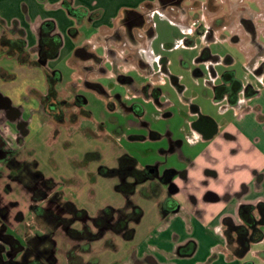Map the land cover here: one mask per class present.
I'll return each instance as SVG.
<instances>
[{
	"label": "crops",
	"instance_id": "crops-1",
	"mask_svg": "<svg viewBox=\"0 0 264 264\" xmlns=\"http://www.w3.org/2000/svg\"><path fill=\"white\" fill-rule=\"evenodd\" d=\"M175 11L179 13L177 16L174 14ZM133 14H140L145 19L147 23L144 27L148 23L152 24V34L150 37L147 36L148 39L142 46H136L124 33L127 29L133 30V26L135 27L129 21V15ZM156 15H159V22L156 20ZM188 17L189 14H183L179 9L169 5L166 8L161 7L159 0H0V96L7 100L16 119L26 122L23 126L25 137L30 131L32 116L37 114L41 130L48 123L47 114L43 111L42 97L48 90V74L56 75V81H60L61 73L47 63L59 56L73 54V63L77 60L83 61L85 63L83 69L86 68L88 73L90 71L88 68L93 67L92 71L96 72L108 59L112 64L119 62L122 64L121 67L125 64L131 65L144 75L143 81L134 82L137 86L148 78L152 86L159 87L161 90L160 86L166 85L167 79L165 74H159V77H156L157 67H163L166 72L168 68L166 57L156 50V39L164 29L172 27L171 32L177 29L181 34L178 40L183 38L186 40L185 43L191 44L189 36L195 33L191 23L187 21ZM48 21L53 22V33L59 35L61 44L57 55L42 64L38 57V41L41 24ZM79 27H85L87 38L83 45H79L77 41L80 35ZM132 32L136 39L145 42L144 36L142 37L138 30ZM119 35L122 37L120 44H118ZM19 39L24 40L22 47L29 54L28 62H22L17 51L13 54L6 51L5 40ZM211 40L214 41L215 38ZM99 46L103 49V52L101 51L103 55L92 51L94 47ZM107 48L114 50L112 57L107 54ZM81 49L90 52L91 55L82 56L79 53ZM93 56L103 58V61L96 62ZM246 58L248 62L252 57L246 54ZM258 64L259 62H256L248 70L257 76L259 86L240 81L243 88L249 86V91H254L252 96L245 97L241 91L237 101L234 100L231 104L226 98L215 101L220 106L221 116L218 118L201 113L199 106L192 102L193 98L183 99L179 110L181 122L177 126L171 124V119L176 115L174 104L166 98L162 90L160 100L169 102L164 108L150 99L144 100L141 94H130L129 86L123 83L126 85V95L125 106L118 105L121 116H129L130 113L126 107L133 102L144 109L143 114L139 116L140 120H148V108H151L150 113L155 117L169 120L165 133L161 135L159 131L151 128L150 122L146 120L149 123L148 130H152L157 135L151 137L147 131L146 135L141 136H146L145 139L166 137L168 144L166 147H160L159 152L165 156L174 154L180 165L173 162L160 169L183 171L184 175L173 178L170 184H173L174 189L171 191H168V185L158 186L157 181L154 180L136 185L134 193L129 196L116 189V182L115 191L121 193L125 202L123 205L112 206L114 211L110 223L113 224L116 220L127 217L126 229L116 233L111 228H106L98 238L84 239L82 244L87 247L82 253L84 262L81 264H116L118 262L137 264L136 259L146 254L157 264L238 263V256L232 254L227 247L225 230L228 223L235 225L242 223L243 220L239 215L240 206L250 205L251 209H254L258 204H264V72H254ZM76 69L79 70V67L76 66ZM149 70H152L154 75L149 74ZM37 74L44 79L42 88L35 82L37 76H40ZM167 75L171 83L173 79V85L177 88L181 86L178 77L170 73ZM221 75L222 73L213 75L214 81L209 83L212 93L213 85L220 83ZM132 79L135 81L134 78ZM88 81L92 82L85 78L82 83L85 85ZM16 90L23 95H16ZM34 94L36 98L32 97ZM27 100L37 101L38 105L33 112H29V108L25 106ZM191 105L198 108V114L190 109ZM186 106L187 109H185ZM201 116L212 127L208 134H205L197 124ZM6 119L12 123L16 121L9 117ZM10 128L13 133L20 129L14 124ZM123 136H128L126 131L120 135L115 134V140L119 141L123 139ZM136 138H138L136 135H132L130 140H136ZM120 151V154L125 152L123 149ZM167 161V159L162 160V165ZM96 180L95 176L90 182L95 183ZM142 190H145L147 194L151 192L154 197L142 195ZM62 194L64 198L75 201L63 192ZM138 197L153 200L156 212L154 220L147 223L143 237L135 242L134 225L140 222L139 217L143 213L141 211V215L133 219L134 209L139 204ZM107 206L109 205L100 207L94 215H89L83 208L87 212L85 226L92 232L97 231L92 220ZM23 218L25 219V216ZM133 221H135L134 225H132ZM76 223L80 225L73 226ZM82 224L77 221L71 226L80 228ZM129 231L131 236L125 237L124 232ZM122 239L130 240L126 249H122L125 245ZM96 240H101L104 249L110 251V257L104 263L101 260L91 263L92 256L87 259L84 257L92 250L91 243ZM69 241L67 244L71 243ZM263 250L264 236L261 242L252 245L244 259H250L248 255L252 252L255 259L261 262L256 252ZM66 260L65 257L67 264Z\"/></svg>",
	"mask_w": 264,
	"mask_h": 264
},
{
	"label": "rangeland",
	"instance_id": "rangeland-1",
	"mask_svg": "<svg viewBox=\"0 0 264 264\" xmlns=\"http://www.w3.org/2000/svg\"><path fill=\"white\" fill-rule=\"evenodd\" d=\"M182 5L186 9L185 14H189L187 21L191 23L195 33L191 37L189 36L192 41L191 44L185 43L186 40L183 38L178 40L177 38L181 37V34L177 29L175 32H171L172 27L164 29L155 42L156 50L167 59L168 73L178 77L179 84L183 87V91L179 92L177 87L171 83L168 75L165 76L167 84L160 86L166 98L174 104L176 115L171 119L173 126H177L181 122L179 110L183 104V99L193 98L192 102L199 106L201 113L220 117V106L218 102L214 101L212 90L209 87V83L214 81L212 80L213 75L230 70L235 73V77L240 81L251 83L252 86H259L257 76L250 73L248 68H252L256 62L264 59V0H183ZM174 14L177 16L179 13ZM242 17L248 18L250 25L241 22ZM158 19L159 15H156V20L158 21ZM156 20L153 19L154 22ZM79 32L77 41L79 45H83L87 38L85 27H79ZM234 37L236 38L234 39ZM214 38V41L211 40ZM206 48L208 54L205 57L211 56L213 59L202 58ZM92 51L103 55L101 53L103 49L100 46L94 47ZM246 54L252 57L248 62ZM72 55L59 56L49 60L47 65L53 66L61 73V80L56 81L55 89L58 98L63 100L66 106L71 107L64 109V114L68 116L71 112L75 113L78 120L76 123H71L67 119L62 124L46 123L41 130L37 114L32 116V122L29 125L30 131L25 138L23 157L28 161H35L38 169L46 177L59 182L62 192L74 199L78 207L85 208L89 215H94L100 207L105 205L118 206L125 202L121 193L115 191L116 179L99 176L96 173L100 163L114 166L121 149L131 153L139 166L165 159L168 161L161 168L169 166L173 162L177 165L180 163L174 154L169 156L160 154V147H166L168 144L166 137L130 140L127 136H123V139L115 140L116 120H119V123L126 121L125 117L121 116L118 106L121 102H125L126 95V85L119 81V75L132 77L135 83L143 81L144 75L131 65L125 64L121 67L122 64L119 62L112 64L109 59L103 64L106 69L105 73L91 71L89 74L90 71L88 73L86 68L83 69L85 64L83 61L74 62L79 67V70L76 69ZM260 57L262 58L259 59ZM157 69L160 68L157 67ZM85 78L102 85L106 94L85 86L82 83ZM36 80L35 82L42 88L44 85L42 76H37ZM78 85L80 86L78 87ZM15 92L18 96L23 95L17 90ZM77 94L86 101L83 106H76L74 103ZM32 97L36 98V95L34 94ZM22 99L24 98L22 97ZM37 105L35 100L25 101V106L29 108V112H33ZM114 105L115 109H112L111 107ZM187 108L186 106L185 109ZM148 109V120H146L150 122V127L159 131L160 135L164 134L169 120L163 117H155L150 113L151 108ZM35 113L37 112L35 111ZM85 113L87 115L83 117ZM103 126H105L106 131H101ZM147 131L142 127H133L128 128L126 133L146 135ZM94 150L102 154V159L100 161L91 160L86 167H79L81 165L79 161L84 158V152ZM89 172L93 173L94 177L96 176L95 183L90 182ZM4 173L5 171L0 172L2 176ZM6 182L11 186L10 192L4 188L3 184ZM29 194V191L22 186H17L15 183L1 178L0 206L6 205L8 210L6 222L12 233L15 231V236L21 240L23 232L33 234L44 228L42 220H37L29 209ZM144 194L147 193L142 190V195ZM147 195L150 198L154 197L151 192H148ZM137 199L139 204L137 203L138 207L134 209L133 219L141 211L143 213L140 214L139 223L134 225L135 221L132 222L136 229L135 242L143 237L147 223L154 220L156 212V205L153 200H145L141 197ZM17 213H21L25 219L19 221L16 217ZM79 225L76 223L73 226ZM59 233L56 236V256L58 264H66L64 253L68 245V238L62 230ZM129 241L122 239V242L125 243L122 249H126ZM91 247L92 250L84 255L86 259L89 256L93 257L91 263L100 260L104 263L109 259L110 251L104 249L101 240L92 242ZM248 257L257 264L260 263V260L255 259L252 252ZM16 259L22 258L16 256Z\"/></svg>",
	"mask_w": 264,
	"mask_h": 264
},
{
	"label": "flooded vegetation",
	"instance_id": "flooded-vegetation-1",
	"mask_svg": "<svg viewBox=\"0 0 264 264\" xmlns=\"http://www.w3.org/2000/svg\"><path fill=\"white\" fill-rule=\"evenodd\" d=\"M161 3V7H167L168 5L172 8L179 9L181 13H186L185 7L182 5L183 0H159ZM129 21L133 26V30H138V32L142 35L145 42L138 40L134 37L133 30L127 29L125 31V36L129 37L131 41L136 46H142L147 41V36L150 37L152 34V24L148 23L146 27H144L145 21L144 18L140 14H133L129 15ZM241 22L244 24L250 25V20L248 18H241ZM117 31V30H116ZM207 31V30H206ZM209 32V31H207ZM145 35H144V34ZM118 34V33H117ZM131 36V37H130ZM112 38V36H111ZM236 37H234L235 39ZM20 40V39H19ZM19 40H5L4 43L7 45V53L13 54L18 52L19 58L24 57V59L28 62L29 61V54L25 52L22 45L19 43ZM122 37L119 35L118 44H120ZM23 51H22V50ZM88 56L91 55L90 52L86 51ZM114 50L107 48V54L112 57L114 54ZM208 51L204 50L203 57L206 60L213 59V57H205L207 56ZM94 60L96 62H102L103 58H99L96 56ZM115 57V56H114ZM113 57V58H114ZM23 62V61H22ZM90 72L93 70V67L88 68ZM163 69V70H162ZM150 71V70H149ZM264 72V59H262L259 64L255 67L254 72ZM93 72V71H92ZM98 72H106L104 67H99L96 71ZM151 75L152 70L150 71ZM148 74V75H149ZM159 74H165L166 76L168 72L162 67L156 73V77H159ZM221 81L219 84L213 85V95L214 101H219L222 98H226L229 103H233L234 100L237 101L239 93L242 91L245 97L252 96L254 91H249L246 86L243 88L241 83L240 88L237 91H233L231 89L229 82H224L222 76L220 77ZM57 76L53 74H48V90L47 93L42 97V105L43 111L46 113V119H48V123L52 122L53 124H62L66 122V119L71 123H76L78 117L75 113L68 114L66 116L64 114V109H70L71 107L66 106L64 101L58 98L57 90L55 89ZM119 81L121 83H125L129 86L130 94H141L145 99H150L155 102L159 107H165L168 105V101L160 100L161 90L159 87H154L151 85V82L148 78L139 86H137L133 79L129 76L125 77L119 75ZM97 84L96 87L91 88L95 89L98 88L102 94H106V90L102 85L96 82H85V86L90 87V84ZM173 83V79H172ZM98 86V87H97ZM221 86H225L226 88H219ZM179 92H182V87L178 86L177 88ZM235 97L233 100L232 98ZM74 103L76 106H83L86 101L82 96L77 94L74 98ZM235 103V102H234ZM122 105L125 106L124 102H121ZM120 104V105H121ZM113 105V104H111ZM112 109L115 108V105L111 107ZM190 109L197 114L199 113L198 108L195 105H191ZM126 110L130 113L128 117H125V122L119 123V120H116V128L114 131L115 134L120 135L121 133L128 130V128L133 127H142L148 130L149 123L146 120H140L139 116L143 114V107L134 104L133 102L129 107H126ZM11 118L16 120L14 123L9 122L6 118ZM83 117H86L84 114ZM24 123L21 120H17L15 114H12L8 102L5 98L0 96V172L5 171V173L0 174L1 178H5L17 186H22L24 189L29 191V201H30V211L33 213V216L37 220H42V224L44 228L40 231H36L33 234H26L22 235V240L19 239L22 245L21 251L18 253V256H21L23 259V264H58V260L56 257V236L60 233L59 231L62 230L65 236L70 240L68 243V248H65V257L67 264H81L84 262L82 253L85 252L84 247V239L87 237L81 236L80 232L86 229V217L87 212L85 209L78 207L74 202L70 201L69 199L64 198L62 194V189H60L59 182H56L53 178L46 177L37 167V163L35 161H28L25 159L24 150H25V138L23 133ZM15 125L16 127H20L19 131L13 133L11 131L10 126ZM198 126L202 128L205 134L210 133L212 127L208 121L204 117H200L198 122ZM101 131H106L105 126L101 129ZM148 134L152 137L155 134L152 130H148ZM136 135L138 138L136 139H145L146 136H141L138 134H128V138L130 139L131 136ZM174 150V149H173ZM130 156L132 158V162H129L127 157ZM124 157L127 159L125 160ZM102 159V154L99 151H86L84 152V158L80 160L79 167H86L91 160L100 161ZM162 166L161 160L156 161L155 163H149L145 165H141L138 167L136 158L131 155L129 152H123L116 158V164L114 166H107L100 163L97 166L96 173L99 176V169L100 167H107L111 169H115L117 172L111 176H103V177H114L117 180L116 184H124L125 187L135 186L138 184L145 183L147 181H157L158 186L161 185H168V191L174 189L173 184H170L173 178L178 175H184V172H175L172 169H160ZM89 178L94 174L88 173ZM93 174V175H92ZM4 188L7 189V192H10L11 186L8 182H6ZM119 191V190H118ZM133 190L130 194L126 195L125 193L121 192L122 194L129 196L134 193ZM66 203H71L74 205L76 209H83L84 210V217H75L73 211H69ZM165 203V202H163ZM4 210V225L5 231L12 233L10 227L8 226L6 219L8 217V210L5 206H0ZM21 213H17L16 217L19 221L24 220L23 215ZM127 219V217L120 218ZM116 220L113 224H115ZM242 223L235 225L233 223H228V227L225 230L226 234V241L227 247L232 251V254L238 256L237 264H256L255 261L252 259H244L247 252L250 250L252 245L257 244L263 240V228H264V204H258L256 208L250 209L249 211L244 213V218L242 219ZM80 222L82 225L80 228L72 227L71 224L74 222ZM27 224V223H26ZM92 224L94 225V219L92 220ZM30 225V224H28ZM95 227V226H94ZM96 228V227H95ZM97 229V228H96ZM113 232H121L117 231L113 227L111 228ZM14 234V233H12ZM256 255L260 257L261 262L260 264H264V250L257 251ZM137 264L142 263H150V264H157V262L148 254L144 257H140L136 259ZM89 264V263H87ZM116 264H120L119 262Z\"/></svg>",
	"mask_w": 264,
	"mask_h": 264
},
{
	"label": "trees",
	"instance_id": "trees-1",
	"mask_svg": "<svg viewBox=\"0 0 264 264\" xmlns=\"http://www.w3.org/2000/svg\"><path fill=\"white\" fill-rule=\"evenodd\" d=\"M54 26L53 22H43L40 28V35L38 41V57L40 61L47 60L49 58L55 57L58 53V48L61 44V39L57 33H53ZM19 43L23 46L24 40L20 39ZM22 50V49H21ZM207 50V49H205ZM23 51V50H22ZM82 56L87 57L89 53H87L84 49H81L79 52ZM21 61L26 62L24 57H20ZM222 79L224 82H229L231 89L233 91H237L240 86L241 82L237 79L234 75L233 71H224L222 73ZM93 88L96 87L97 84H90ZM98 87V86H97ZM219 88H226L225 86H221ZM99 90L98 88H95ZM249 90V88H246ZM233 100L235 97L232 98ZM86 114V113H85ZM87 115V114H86ZM125 160H129L132 162V158L130 156L127 159L124 157ZM115 169L107 168V167H100L99 173L103 176H111L116 174ZM116 189L125 193L126 195L130 194L134 190V186L125 187L124 184H117ZM69 211H73L75 217H84L85 213L83 209H76L73 204L66 203L65 204ZM251 209L250 205H242L239 208V215L243 219L244 213ZM114 209L111 206L105 207L101 213L94 218V226L97 228V231L92 232L88 227L82 232H80L81 236L87 237V239H96L101 235L103 229L106 228H114L117 231H124L126 229L127 219H121L117 221L115 224L110 223V220L113 217ZM4 210L0 207V264H23V259H16L18 253L22 249L21 242L19 239L12 233L5 231L4 225ZM125 237H130L131 232H124Z\"/></svg>",
	"mask_w": 264,
	"mask_h": 264
},
{
	"label": "water",
	"instance_id": "water-1",
	"mask_svg": "<svg viewBox=\"0 0 264 264\" xmlns=\"http://www.w3.org/2000/svg\"><path fill=\"white\" fill-rule=\"evenodd\" d=\"M45 62H46V60L42 61L41 63H42V64H45Z\"/></svg>",
	"mask_w": 264,
	"mask_h": 264
}]
</instances>
